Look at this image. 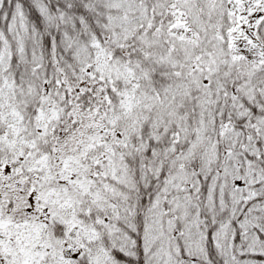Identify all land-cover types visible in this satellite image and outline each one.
Here are the masks:
<instances>
[{
  "label": "snow or ice",
  "instance_id": "obj_1",
  "mask_svg": "<svg viewBox=\"0 0 264 264\" xmlns=\"http://www.w3.org/2000/svg\"><path fill=\"white\" fill-rule=\"evenodd\" d=\"M0 264H264V0H0Z\"/></svg>",
  "mask_w": 264,
  "mask_h": 264
}]
</instances>
